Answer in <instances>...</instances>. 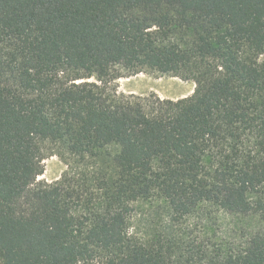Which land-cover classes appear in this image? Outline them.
I'll list each match as a JSON object with an SVG mask.
<instances>
[{"label":"trees","instance_id":"1","mask_svg":"<svg viewBox=\"0 0 264 264\" xmlns=\"http://www.w3.org/2000/svg\"><path fill=\"white\" fill-rule=\"evenodd\" d=\"M0 264H264V0H0Z\"/></svg>","mask_w":264,"mask_h":264},{"label":"rangeland","instance_id":"2","mask_svg":"<svg viewBox=\"0 0 264 264\" xmlns=\"http://www.w3.org/2000/svg\"><path fill=\"white\" fill-rule=\"evenodd\" d=\"M118 92L124 94L146 95L154 93L161 99L177 100L190 96L194 91V84L182 81L176 77L155 76L148 74L124 75L113 83ZM43 174L37 178L46 182L57 180L65 165L55 156L43 161Z\"/></svg>","mask_w":264,"mask_h":264}]
</instances>
